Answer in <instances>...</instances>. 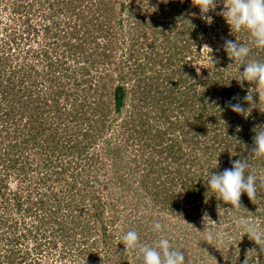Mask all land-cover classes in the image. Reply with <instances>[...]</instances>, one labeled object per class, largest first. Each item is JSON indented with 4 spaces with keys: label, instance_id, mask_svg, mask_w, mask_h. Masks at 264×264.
Returning <instances> with one entry per match:
<instances>
[{
    "label": "trees",
    "instance_id": "1",
    "mask_svg": "<svg viewBox=\"0 0 264 264\" xmlns=\"http://www.w3.org/2000/svg\"><path fill=\"white\" fill-rule=\"evenodd\" d=\"M27 1L0 0V3L12 5V14L19 23L14 31L5 28L7 40L4 45L0 41V147L6 138L8 140L12 138L8 134L9 127H6V124L12 123L11 126L15 127L11 133L18 136L16 134L18 130L20 132L16 127L18 120L30 130L23 144L34 146L43 138L40 142L44 145V152L40 153L38 162L36 160L35 162L38 163L42 175L55 176L57 187L53 184L54 191L51 196L46 199L42 196L35 199L32 201L34 205H38L45 215H49L50 220L59 222L56 214L63 206V202L66 207H70L77 196L69 192L60 199V192H64L61 187L63 184L60 185L61 176L70 174L74 177L71 183L65 180V187L72 191L79 184L75 181L82 176V170L90 173L96 164L102 163V160L106 163L107 158L114 162V167L117 166L120 150L114 144V147L107 151V156H100L98 142L100 139H106L104 137L111 132V126L116 121V118L110 119V114H120L130 101L137 110L132 114V122L137 120L130 124L128 121L123 123L124 129L130 131L131 137L144 142L142 145L145 144L146 147L155 150L160 147L158 152L160 156L165 155L164 159L171 158L175 161L176 167L172 171H167L165 167L159 170L157 168V173L159 171L161 173L160 176L151 179L152 186L156 187V183L159 182L162 189L154 194L150 190L153 199L161 200L157 198L161 197L163 202L167 203L165 199L169 197L168 191L171 192L169 194H173L179 187V195L181 190L187 193L183 207L190 204V216L196 212L215 213L217 204L209 208L203 203V199L199 200L201 194L208 188L205 181L202 183V174L213 170L216 157H221L222 164L220 163L219 169L215 168V173L230 168L232 162L237 159L248 158L251 171L259 177V201L250 200L246 193H242L240 202L244 210L246 207L249 210L246 211L247 215H251L258 223L264 225V156L257 157L252 151L255 129L264 126V96L261 100L257 99L259 98L257 94L260 93L257 88L260 85L264 89V84L238 79L244 88L253 86V91L241 93L239 87H233L229 81L237 80L239 75L236 74L235 67L233 78H230L228 66L232 62L237 63L227 55L223 45L226 40L236 38L250 46L249 59L261 60H264V48L252 44L246 31L231 33L222 13L212 18L214 23L211 26L207 25L208 22H203L206 20L200 14L199 17L186 18L188 13L186 15L184 13L185 4L194 7L196 0H174L172 3L167 0H37L32 3L33 5H29ZM35 7L46 8L49 13L51 12V18H47L41 27L48 33V42L39 52L36 54H34L36 51L33 52L38 64L46 63L41 71L39 68L35 69L33 63L12 67L10 64L12 61L6 55L11 54V50L14 52L13 47L17 45L18 40H30L38 36L40 30L32 25L30 19ZM141 12L146 14L143 15ZM184 20L190 21L191 26L187 21L183 23ZM219 20L222 22L224 33L227 32L228 35L225 40L214 45L211 53L207 51V56L215 61L214 66L212 65L210 70L203 69L200 72L201 77L197 78L199 75L197 76V71L192 66L194 62L192 39L197 38L195 34L197 31L200 34L205 31L210 34L215 32ZM194 25H198L196 31H192ZM4 49H8L6 54ZM118 55H121L122 60L117 59ZM104 64L107 65L104 69L105 76L111 79L107 83L104 82V77L96 76L98 81L90 77L92 69H98L97 66ZM239 71H243V65ZM113 72L118 73L117 79H114ZM39 84L41 88L49 85L48 95L42 101L36 97L35 100L40 106L34 107L32 102L23 100V97L33 96L30 93L32 90L40 91ZM67 86L72 88L69 90ZM80 90L83 94L77 95ZM21 91H24L23 95L20 94ZM255 92L257 94H254ZM90 94L96 95L92 101ZM248 94L257 100L254 109H249L248 102L244 99ZM61 98L67 103L61 105L59 101ZM237 102L242 103L248 110L245 113L233 112L230 103ZM29 105L32 107L29 108ZM174 110H179L178 115L171 116ZM150 113L155 115L152 117ZM160 123H163L162 127L158 125ZM69 124L77 126L75 128L77 130L71 134H68L67 130ZM45 132L48 133L42 137ZM167 136L170 139H167ZM18 161L20 162L17 154L8 151L5 153L4 150L0 154V164L5 162V170H17ZM157 162L160 164V161ZM83 163L87 165L83 167ZM148 165L151 171L155 170L154 161H150ZM21 168L23 169L24 165ZM48 170L50 171L47 172ZM19 172L18 169L17 173ZM92 174L90 177L92 181L81 180L82 187H90L89 184L97 182L96 173ZM162 175L164 179L160 181ZM145 177H149V174L141 176L139 184L148 190ZM32 184L33 182H29L27 185L31 187ZM8 185L6 174L3 176L0 174V206L13 199L14 210H20L22 204L19 198L24 196L18 191H12L7 195ZM91 188L96 192L95 185ZM159 193L165 195L159 196ZM28 196L30 197V194ZM91 198L90 207L86 209L90 214L89 220L87 224L82 225L81 232L86 233L84 238L87 241L92 239V242H103L105 245L108 240L109 242L113 240V236L108 234L107 227L100 222L104 205L96 195ZM81 200H86L85 195L80 196ZM221 203L225 204L222 201ZM256 205L258 207L260 205L261 212L256 213ZM69 212L71 214L70 210ZM99 222L102 225L98 231ZM4 224L3 221L0 222V230ZM17 228L16 225L8 227L11 235L8 234L6 240L11 247L0 252L3 253L0 255V264L25 263L33 254L26 246L22 247L21 243L29 239L27 235L32 231L27 229V234L23 227ZM59 229L62 234L60 239H63L64 234L65 236L68 234L67 229L65 227ZM20 230L23 232L15 233ZM96 232L99 233L96 235L98 238H91L95 237L93 235ZM31 236L34 251L47 239L45 233L41 235L43 239L39 238L40 235L36 232ZM143 238L146 239V236ZM143 238L140 237V242H144ZM111 245L123 253L124 250L118 245L114 243ZM261 247L264 248V245ZM199 250H202L199 258L207 259L205 246ZM243 250L239 253H243ZM116 253L121 255L119 251ZM245 254L248 264H264V252L261 253L258 245L253 251H246ZM137 257L139 264H142V255L138 254ZM124 262V259L119 258L117 264H126Z\"/></svg>",
    "mask_w": 264,
    "mask_h": 264
},
{
    "label": "rangeland",
    "instance_id": "2",
    "mask_svg": "<svg viewBox=\"0 0 264 264\" xmlns=\"http://www.w3.org/2000/svg\"><path fill=\"white\" fill-rule=\"evenodd\" d=\"M34 1L37 0H28L27 3L29 2V5H33L32 3H34ZM167 1L171 3L174 2V0ZM225 3L227 4V0H225ZM185 7V15L186 13H188V17L186 18H191L193 16L199 17L200 15H203L204 17L211 16L212 18H214L218 14L222 13L224 9V0H216V7L212 10H209V12L207 13H201L200 9L195 5L194 7H192L190 6V4H185ZM11 8L12 5L10 3H0V41L3 45L5 40H7L4 33L5 28L8 29V31H14L15 26L19 25V23H17L15 19L16 16L12 14ZM50 13L46 8L35 7L32 14L33 16L30 19L32 25L40 30L38 36H34L30 40H18L17 45H14L13 47L14 52L12 53L11 50V54H6L8 52V49H4V53L6 52L5 54L12 61V63L10 62L12 67L14 65L17 66L26 63H33V65L35 66L34 68H39L41 71L42 66L46 64H38L35 60L33 52L36 51L34 52V54H36L40 51V48L45 47L46 43L48 42V33L43 31L41 27L44 22L47 21V18H51ZM141 13H143V15L146 14L145 12ZM193 13H195V15H193ZM183 23H186V21L184 20ZM213 23L214 21L212 19V22L207 23V25L211 26V24ZM221 25L222 22L221 20H219V25L216 26L215 32L210 34L209 32L207 33L205 31L203 32V34H200L197 31L195 33L197 34V38H193V41L191 40V48L193 50L194 56V62L192 66L194 67V70L197 71V76L199 75L197 78L201 77L200 72L203 69H212V64L210 63L211 58L207 56V51H209V49L203 46L206 44L209 45L212 49L214 45L218 44L219 41L225 40L228 35L227 32L224 33ZM197 28L198 25H194L192 31H196ZM99 41L102 42V39L99 38ZM218 49H220V47ZM16 56H19V58H16ZM117 59L122 60L121 55H118ZM235 67L237 68V64H235L234 62H232L228 66V74L230 75V78H233ZM97 68L98 69L91 70L90 77H94L96 81H98L96 76L104 77L105 83L110 82L111 79L105 76L106 70L104 69L107 68V65H100V67L97 66ZM236 74L238 75L237 72ZM117 75V72H113L114 79H117ZM238 79H240L239 76H237V80L230 79L229 81L228 79V81L233 84V87H239L241 93L246 91H253V86L249 87L248 89L246 87L244 88L238 82ZM259 84L263 85L264 82H261ZM38 87L40 88V91L38 92L37 90H30L31 95L33 96H29L28 92L26 93L28 96L23 97V100L32 102L31 104L34 107L39 105L38 101L35 100L36 97H38L42 101L48 95L47 87H49V85L45 86L46 89L41 88L40 84ZM129 87H131L130 84ZM67 88H69L70 90L72 86H67ZM257 89L260 90V93L257 94L255 92L254 94H257V97H259L257 99L261 100L262 96H264V89L260 85ZM80 91L81 92H79V94L77 95L83 94L82 90ZM23 92L24 91H21L20 94L23 95ZM77 95H75V97ZM89 96L90 101H92V98H96V95L91 96L90 94ZM73 98L74 97H72V99ZM59 101L61 102V105L67 103L64 98H61ZM256 102L257 100L254 97L252 105H249L248 103V108L254 109ZM32 105H29V108H31ZM261 106H263V104H261ZM178 111L179 110H174L171 116L178 115ZM136 112L137 110L134 108L132 102L129 101L120 114H110V119L116 118V121H114V125L111 126V132H108V135L104 137L106 139H100V141L98 142L99 147L97 149L100 156H107V151L109 149H112V147H114V144L116 148L120 150V155L117 159L116 167L113 166L114 162L110 161L107 158L105 159L108 160L106 163H104V160H102V163L96 164V166L94 167L95 170L93 169L90 173L82 170V176L77 181H75V183L79 184H77V188L72 191L68 190L65 187V183L66 181L68 183H71L74 180V177H72V175L70 174L61 176L62 181L60 185L63 184V186L61 187L64 192H60V199H62V196H65L69 192L70 194L72 192V194H75L77 196L76 201H74L70 207H66L63 202V206H61V209L56 214L59 222L50 220L49 215H45V212L42 209L38 208V205H34L32 202L35 201V199L41 198V196L45 199L50 197L52 191H54L53 187H57V182L54 181L55 176L53 174L42 175L40 173L41 170L39 171L38 169L37 162L40 157V153L44 152V145H42L40 142L43 141V138H40L39 144L35 143L34 146L28 143L23 144V140L27 139L28 134H30L29 128L27 126L24 127V125L21 124L18 120V126L16 125V127L20 129V132L18 130V132L16 133L18 136H16L11 133L15 126H11L12 123L6 124V127H9L7 128V130L9 131L8 134L12 138H10L9 140L7 138L5 139L6 141L0 147V154L3 153V150L5 151V153L6 151H8V153L17 154L20 162H17L16 169H19L20 172L17 173V170L13 169L5 170V162H3L0 164V174L2 176L3 174H6V183L9 184L6 188L7 195L12 193V191H18L24 197L21 195L23 198H19V202L20 204H22L20 210H14L13 203H15V200L13 199L7 202V204L0 206V222L3 221V223H5L3 229L0 230V252H4V250L6 251L7 249H9V247H11L9 244H7L6 240V237H9L7 235L10 234L8 227L16 225L18 227L17 229H22L23 227L24 232H26L27 234V229H29V231H32V233L29 232V234L27 235L29 239H25V243L22 241L21 243L23 244L22 247L26 246L33 254L28 258V261L20 264H117L119 258L124 259V263L126 264H139L137 252L125 248V246L123 245L122 235L129 229L136 230L141 238H143L144 235L146 236V239L143 238L144 242L141 241V243L154 246L155 241L159 238V235L156 232L152 231V223L154 220L160 219L166 226V231L164 234L170 239L171 246L184 251L186 255V264H205V262H207L206 264H215V261L212 260L209 256L207 257V259L205 257L199 258V254L202 252V250L199 249H201L203 246H205V252L216 259L217 264H248L245 257V252L253 251L256 247V243L251 240V238H249L247 234H244L240 230L236 222L239 216L245 215L246 211H249L247 210V207L245 210L234 209L232 212L226 213L223 209H230L231 206L227 204L223 205L221 201L217 199L211 192H208V188L201 194L199 200L203 199V203H205L206 207L208 206L209 208H211L214 204H217V211H215V213H213V211H211L210 213L206 212L204 214H198L196 212L195 215L190 216V204H187L186 207H183V204L186 202L184 201V197L187 193L185 190H181L180 192L182 194L180 193L179 195V187L175 189L173 194H169L171 192L168 191L169 197L165 199L167 203L163 202L161 197H157L161 200L152 198L154 193L162 189V186L158 184L159 182L156 183V187L152 186L151 179H153L154 177H158L159 173H161V171L157 173V168L159 170V168L161 169L162 167H165L167 168V171H172L176 166L175 161L171 158L164 159V154L160 156V153L158 152L160 151V147H157L156 150L152 147H146L145 144H141L144 142L131 137L130 131H126L124 129V127L122 126L123 123L128 121L130 124L132 122V114ZM150 115L153 117V115L155 114L150 113ZM247 115L248 113L246 114V117ZM136 120L137 119H135L133 122H135ZM158 125L162 127L161 125H163V123H160ZM76 127L77 126L69 124L67 128L68 134L76 131ZM47 133L48 132H45L41 136L44 137ZM167 139H170L169 136H167ZM104 141H107L108 143H105ZM64 142L65 141L63 140V143ZM17 144L18 146H15ZM141 145L145 148H142ZM35 160L37 162H35ZM216 160L218 161V166L215 167L211 164L214 167L212 168L213 170L210 172L205 170L206 172L202 174V183H204V181L206 182L208 173L210 175L214 174L215 168H220L219 165L220 163L222 164L221 157H216L215 162ZM150 161H154L153 168L155 170L153 171H151L147 167L149 166L148 164L150 163ZM157 161H160V164H158ZM23 165L24 168L22 169L21 167ZM85 165L87 164H82L83 167ZM136 166L137 168H135ZM223 170H221V172ZM49 171L50 170H48L47 172ZM92 173H96V177L98 178L97 182L95 184H89L91 185L90 187H82L81 180L92 181L90 178L92 177L91 175H93ZM147 173L149 174V177L145 178L146 187L148 188V190H145L139 183L141 182V176H146ZM43 177H46L45 180L42 179ZM38 179H40V181H38ZM163 179L164 178L162 175L159 180L161 181ZM29 182H33L31 187L27 185ZM93 185L96 186V192H94V190L91 188ZM150 190L153 193L152 195L150 193ZM28 192L30 194V197L28 196ZM84 195L86 200L80 201V196L84 197ZM94 195L99 197L102 205H104V210H102L100 216V222H103V225L107 227L108 234H111L113 236V240L111 242H109V240H106L107 243L105 245L103 242H92V239H89L87 241L86 238H84V236H86V233L81 232L82 225L88 223L90 214L86 211V209L90 207L89 204H91V197ZM164 195L165 194L161 195L159 193V196ZM257 201H259V199H257ZM255 204H257V202ZM255 207L256 213L261 212L260 205L259 207L257 205ZM69 210L71 211V214ZM90 213L92 214L93 211H90ZM249 216L251 217V215ZM210 220L213 222H217V224L212 225V222ZM77 222L79 223L76 225ZM100 222L97 227L102 225ZM61 227H65L68 233L66 236L64 234L63 239H60L62 234H60L59 228ZM207 227L219 228V230L223 233L221 243L211 242L212 245H210L205 242L203 236L204 233L200 231H203L204 228ZM99 229L100 227L97 228L98 231ZM18 232L22 233L23 231H15V233ZM35 232L39 233V238L41 239H43V237L41 236L43 233H45L47 236V239L41 242L43 245H41L40 248L36 247V251H34L33 249L34 244L31 240V235H35ZM96 235H99V233L96 232V234L93 235L95 237L91 238H98ZM112 243L118 245L121 249H123V253L121 252V250L116 249V247H112ZM245 247L248 248L246 250H243L245 249ZM242 250L244 251V254L239 253L242 252ZM117 251H119L121 255L116 253ZM115 253L116 257L114 255ZM2 254L3 253H0V255ZM101 259L103 261H100Z\"/></svg>",
    "mask_w": 264,
    "mask_h": 264
},
{
    "label": "clouds",
    "instance_id": "3",
    "mask_svg": "<svg viewBox=\"0 0 264 264\" xmlns=\"http://www.w3.org/2000/svg\"><path fill=\"white\" fill-rule=\"evenodd\" d=\"M195 6L200 9L201 13H207L216 7V0H196ZM222 15L230 27L231 33L246 31L252 44L258 48H264V0H227V4L224 0ZM204 18L208 23L212 22L211 16ZM187 22L190 25V21ZM203 47L209 49L210 53L212 52L209 45L205 44ZM223 47L227 55L239 64L237 73L240 81L264 82V60L249 59L251 48L248 44L241 43L235 38L226 40ZM210 63L214 66L215 61L212 57ZM241 65H243V71H239ZM244 99L249 105H252L253 95L248 94ZM230 107L235 113H245L248 110L239 102L230 103ZM253 142V154L257 157L264 156V126L255 129ZM217 164L216 160L215 167ZM206 183L208 192L231 206L230 209H223L226 213L232 212L234 209H244L240 202L242 193H246L250 200L259 197V177L251 171L248 158L233 161L232 166L222 172L211 175L208 173ZM211 222L212 225L217 224V222ZM236 222L240 230L259 246L261 253L264 252V248L261 247L264 245V225L247 214L239 216ZM152 231L159 235L154 246L141 243L139 233L133 229L123 233V245L142 255V264H186L184 251L171 246L170 239L164 234L166 226L160 219L153 221ZM200 232L204 233L205 242L210 245H212L211 242H222L223 233L218 227H207ZM208 256L217 264L216 259L209 254Z\"/></svg>",
    "mask_w": 264,
    "mask_h": 264
}]
</instances>
